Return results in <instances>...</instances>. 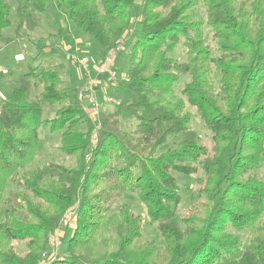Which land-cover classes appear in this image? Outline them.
<instances>
[{"label":"trees","instance_id":"16d2710c","mask_svg":"<svg viewBox=\"0 0 264 264\" xmlns=\"http://www.w3.org/2000/svg\"><path fill=\"white\" fill-rule=\"evenodd\" d=\"M48 2L17 0L12 6L0 0V38L13 19L14 40L23 28L35 30ZM55 2L70 26L100 47L109 48L132 29L123 71L132 99L97 116L102 129L90 146L94 122L78 89L61 88L55 69L29 67L19 74L0 99V202L9 179L32 160L40 127L61 132L60 150L74 156L76 165L48 161L20 174L27 192L21 194L24 214L0 208V264H37L48 235L76 199V226L69 235L62 229L67 257L50 264H264V179L257 174L264 166V0H201L219 56L203 42L201 22L189 13L191 1ZM181 37L183 62L167 54ZM0 41L2 47L12 40ZM31 44L37 54L49 48L41 41ZM182 75L186 101L175 91ZM39 83L42 101L31 97ZM41 102L59 105L52 118H42ZM186 102L211 132L210 147L189 128ZM124 111L136 121L131 129H121ZM173 134L181 137L176 146L156 154ZM174 170L200 174L196 180L208 202L201 219L176 218L180 193ZM127 191L137 194L157 223L159 247L139 241L140 214L127 204L112 209L115 197ZM13 242H24L28 250L18 254Z\"/></svg>","mask_w":264,"mask_h":264},{"label":"rangeland","instance_id":"374dc122","mask_svg":"<svg viewBox=\"0 0 264 264\" xmlns=\"http://www.w3.org/2000/svg\"><path fill=\"white\" fill-rule=\"evenodd\" d=\"M7 1L12 6H15L17 2V0ZM183 1H191L193 3L189 10V13L195 21L201 22V36L203 38V42L207 45V47L210 48L211 53L214 56L221 55V51L218 48L217 41L213 37L211 30L207 26L206 12L201 0ZM48 3V10L44 17L40 20V23L35 30L27 31L23 28L20 31V37L14 40V29L16 26L15 19L12 20V23L8 28H5L3 30L0 40L4 37L5 39L12 41L8 45L0 47V88H2L1 84L5 80V77H13V80L11 81L15 82L19 74L27 71L29 67H36L37 72H39L40 69L57 70L61 79V88H64L66 91L70 92V90H72L73 88L78 89L84 81V76L81 73L83 70L82 66H79L75 57H86L88 59L87 66L91 68V66L95 62L100 61L104 52L108 49L100 47V45L90 37L83 35L80 30L74 29L72 26H70V23L68 22L66 16L56 6L55 0H49ZM135 20H137L136 17H134V21ZM58 29L60 30L58 31ZM123 35L124 41L126 42V40H128L129 38L128 31H125L121 34V36L116 37L112 42L115 43V41L118 38H121ZM36 41L45 43L47 46H49V48L45 47V51L43 50L41 54H37L36 49L31 44V42ZM2 43L3 41H0V45ZM129 49L130 47L128 43H124L121 49L117 52L115 58V67L119 69L117 71L119 77H121L122 73L126 72ZM18 54H20V58L16 57ZM167 54L168 56L178 60L179 62H183L186 60L187 53L186 48L183 44L182 37L180 38L177 46L172 49H167ZM186 81L187 77L185 75H182L175 86L176 94L178 95V97H182L184 100L185 96L183 95L181 88ZM14 86V83L8 84L6 89H4V94L2 95L6 96L7 92H10V90ZM122 91H124V94L122 93ZM41 94V83L31 87V97L33 99L42 101ZM95 94L99 101V104L97 110H95V113H90V117H88L89 119H94L95 117L97 118V116L102 111L113 112L115 111L116 104H120L123 100H126L124 102H127L132 99V96L130 97L126 95L123 81L121 80H119L116 85L110 83L108 88L105 90V93L98 90L95 92ZM106 97L108 98L104 100ZM4 98L5 97L0 96V99ZM41 103L43 106L42 118H52L59 105H47L43 102ZM184 111L189 113L191 116L189 128L194 130L200 136V142L202 144L210 147L213 144L211 132L205 127L196 110L188 102H186ZM119 118L122 123L121 129L123 130L125 128H133L136 123L133 117L126 111H124L119 116ZM101 129V123L100 127H97L96 123H93L91 125L89 136L91 143L90 146L95 141L94 139H96V141L94 142V145H96ZM60 134V131L51 132L47 126L39 128V140L36 152L32 160L27 165H25V167L17 171L7 182L3 199L0 202L1 209L10 208L18 214H24L22 212V205L24 203L22 202L21 194L24 196L27 195V192L23 187L22 181L20 179V174L39 168L48 161H57L69 167H73L76 165V159L74 156L63 153L60 150ZM180 138V135H170L166 141V144L159 147L156 154H159L168 148H174ZM172 173L178 183L180 193V201L178 202L175 211L176 218L178 220H182L189 215H192V217L201 219L206 212L208 202L201 191L202 185H200L196 180V177L200 174L193 173L191 175H184L175 170L172 171ZM257 174L260 178L264 179V166L258 170ZM78 202V199H76L71 204V206L64 211L63 215L60 218L59 224L57 225L58 228H61H59V230H62L63 228H69L68 235L71 233V230H74L77 219V214L69 216L68 211L73 212V210L77 208L76 204H78ZM124 204H127L129 206L128 208H130L133 213L140 214L143 228L139 237V241L151 242L153 243V245L159 247L162 237L158 230L157 223L150 220L147 214L146 206L139 200L137 194L132 191L120 193L115 197V200L112 203L113 208H111L117 210L121 205ZM67 217H70V219L66 220ZM60 236L61 237H59V239L61 240V243H58L57 245L55 240L57 235H53V233L48 235L46 248L41 253L37 264H50L53 261H61L67 257L64 250L67 237L66 239H62L61 234ZM13 247L16 249L18 254L21 255L28 250V246L24 242H13ZM55 250L57 252L53 253L52 256L48 258V253L54 252ZM100 253V251L95 250L93 252V255L99 256Z\"/></svg>","mask_w":264,"mask_h":264},{"label":"built area","instance_id":"2783aa9c","mask_svg":"<svg viewBox=\"0 0 264 264\" xmlns=\"http://www.w3.org/2000/svg\"><path fill=\"white\" fill-rule=\"evenodd\" d=\"M130 31L131 29L129 30V32ZM124 35L121 38H118L115 41V43L105 51L100 61L95 62L91 66V68L87 66L88 59L86 57H83V58L75 57L79 66H82L83 70L81 73L84 76V81L82 85H80L78 88L77 97L81 101L84 112H86L88 117H90V113L92 114L95 113V110H97V107L99 104V101L95 94L98 84H100L99 88L101 89L102 87V90L105 93V90L108 88L110 83L113 85H116L119 82V80L125 81V82L128 81V75L126 73H122L121 77H119L117 74L118 72L116 71V68H115V58H116L117 52L121 49L122 45L125 43ZM107 98L108 97H106L104 100H106ZM91 120L94 123H96L97 127H100L96 117ZM94 140L96 141V139ZM94 142L92 145H94ZM68 212H69V216L76 214L75 210H73V212L72 211H68ZM69 219L70 217H67L66 220H69ZM57 229L58 230H55L53 235L54 234L57 235L58 238L56 237L55 240H56V244L58 245V243H61L60 242L61 240L59 239V237H61L60 234L62 235V230H59V228ZM55 252L57 251L55 250L54 252L48 253L49 255L48 258L52 256V254Z\"/></svg>","mask_w":264,"mask_h":264},{"label":"crops","instance_id":"0c3cea01","mask_svg":"<svg viewBox=\"0 0 264 264\" xmlns=\"http://www.w3.org/2000/svg\"><path fill=\"white\" fill-rule=\"evenodd\" d=\"M17 58H20V54H18L17 56H16ZM7 74V73H6ZM3 80H4V78H3ZM11 80H13V77H9V76H7V77H5V80L2 82V88H0V96L1 97H5L4 95H2V94H4V89H6V87H7V85L8 84H10V83H15L14 81H11ZM3 85H4V87H3ZM6 91V90H5ZM2 92V93H1Z\"/></svg>","mask_w":264,"mask_h":264}]
</instances>
